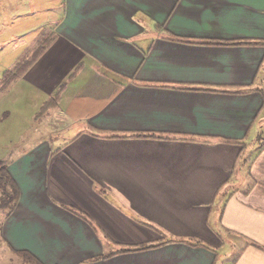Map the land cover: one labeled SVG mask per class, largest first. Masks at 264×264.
Listing matches in <instances>:
<instances>
[{"label":"crops","instance_id":"0c3cea01","mask_svg":"<svg viewBox=\"0 0 264 264\" xmlns=\"http://www.w3.org/2000/svg\"><path fill=\"white\" fill-rule=\"evenodd\" d=\"M44 29L27 122L4 111L24 128L0 159L19 191L2 246L38 264H264V47L170 40L264 41V0H64L28 48Z\"/></svg>","mask_w":264,"mask_h":264},{"label":"rangeland","instance_id":"374dc122","mask_svg":"<svg viewBox=\"0 0 264 264\" xmlns=\"http://www.w3.org/2000/svg\"><path fill=\"white\" fill-rule=\"evenodd\" d=\"M63 10L64 0H0V46H2V50H0V80L4 72L11 69L26 51L27 57L23 59L29 58L37 40L41 38L45 31L51 30L44 29L43 32L38 35L34 44L29 48L27 47L29 42H33L30 41L31 36H22L42 26L45 20H53L56 16L62 14ZM32 12H35V14H31ZM17 37L21 39L19 41H24V43L19 44ZM260 77L262 82H264V67L261 68ZM18 81L11 85V87L0 96V159L6 156L8 149L12 147L10 146V142L14 140L24 128L21 126V121L13 120V116L17 115L14 111L9 121L5 124L4 111L12 107L17 109L23 117L22 124L27 122L24 118L31 112L28 105L23 102L24 100H21L23 97H17L21 90H28L23 84L19 85L20 81ZM8 91H10V94L3 97ZM259 121L258 125L260 127L252 132V138L256 136V132L258 131L260 133V138L263 140V143L260 142L259 144V147H261L264 144V109L261 112ZM43 128L44 127H42L39 132H44ZM28 133L30 134H26V136L28 135V137H30L32 132ZM5 213V210H0V226ZM0 264L32 263L24 258L13 256L2 246L0 240Z\"/></svg>","mask_w":264,"mask_h":264},{"label":"trees","instance_id":"16d2710c","mask_svg":"<svg viewBox=\"0 0 264 264\" xmlns=\"http://www.w3.org/2000/svg\"><path fill=\"white\" fill-rule=\"evenodd\" d=\"M56 34L52 31H45L42 34L41 38L37 40L35 43V47L32 50V53L29 58L27 59H20L14 67L4 72L2 79L0 80V96L4 94L15 82H17L33 64L38 60V58L52 45L53 41L55 40ZM170 40L187 43V44H206V45H213V46H260L264 47V41H255V42H248V41H234V42H223V41H210V42H196L186 39H180L175 37H170ZM77 71H75L71 77H74ZM63 86L58 90L56 95L51 97L40 109V112L36 116V119L42 117L48 110L52 109L59 101V97ZM131 137L136 138H156L155 135H145V134H135L131 135ZM19 198V191L14 183L13 179L11 178L10 174L7 170V164L5 161L0 160V210H5L7 212H11L18 201ZM198 243L196 245H199ZM20 256L32 264H38L30 255L26 253H21Z\"/></svg>","mask_w":264,"mask_h":264}]
</instances>
